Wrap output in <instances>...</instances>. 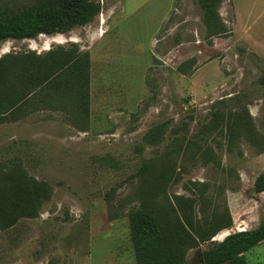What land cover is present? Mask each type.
<instances>
[{
  "label": "rangeland",
  "instance_id": "1",
  "mask_svg": "<svg viewBox=\"0 0 264 264\" xmlns=\"http://www.w3.org/2000/svg\"><path fill=\"white\" fill-rule=\"evenodd\" d=\"M100 2L85 27L0 43V58L76 45L91 59L87 118L41 103L45 93L16 121H0V166L19 162L53 190L37 218L0 230V264H137L129 216L148 187L146 162L152 177L173 168L157 201L195 199L198 218L200 207L230 210L234 226L212 242L264 221V192L254 190L264 174V0H222L229 33L217 37L199 0ZM221 100L224 137L202 134ZM158 125L162 142L146 145ZM211 245L190 250L187 264H202ZM247 257L257 264V248Z\"/></svg>",
  "mask_w": 264,
  "mask_h": 264
},
{
  "label": "trees",
  "instance_id": "2",
  "mask_svg": "<svg viewBox=\"0 0 264 264\" xmlns=\"http://www.w3.org/2000/svg\"><path fill=\"white\" fill-rule=\"evenodd\" d=\"M199 1L209 35H227L229 29L219 13L222 0ZM101 10L100 0H0V42L64 35L93 22ZM72 47L59 46L43 55L33 51L8 53L0 58V121H16L23 113L32 111L39 101L37 98L45 93L48 96L41 103L51 102L60 109L72 105L79 115L89 116L90 55L76 49V45ZM225 104L221 100L213 106L202 134L224 137ZM186 127L182 125L183 130ZM164 131L163 125L150 129L144 137L145 144H160ZM152 168L153 164L146 162L139 171L148 187L141 189L140 207L129 216L136 263L187 264L190 250L211 243L201 253L202 264H248L245 254L264 242V221L255 229L235 232L221 242H212L221 231L234 226L230 210L226 207L206 216L200 207L203 216L198 218L194 212L195 199L183 202L182 197L175 196L172 202L166 198L168 205L157 201L173 168H163L154 177ZM254 190L264 192V174L255 180ZM52 193L48 182L29 176L19 162L0 166V230L12 229L21 219L37 218Z\"/></svg>",
  "mask_w": 264,
  "mask_h": 264
},
{
  "label": "crops",
  "instance_id": "3",
  "mask_svg": "<svg viewBox=\"0 0 264 264\" xmlns=\"http://www.w3.org/2000/svg\"><path fill=\"white\" fill-rule=\"evenodd\" d=\"M102 11V10H101ZM97 18V17H96ZM95 18V19H96ZM94 19V20H95ZM93 20V21H94ZM92 23V22H91ZM105 33V32H104ZM60 34H57V35H53V36H56V37H58ZM42 36V35H41ZM52 37V36H51ZM10 41V40H9ZM6 42H8V41H6ZM0 43H2V42H0ZM5 51H7L6 50V46L4 45V46H2L1 47V50H0V52L1 53H6ZM8 54V53H7ZM5 55V54H4ZM90 61H91V59H90ZM257 254H258V259H257V264H264V242H262V243H260L257 247ZM255 249V248H254ZM252 251V250H251ZM250 251V252H251ZM249 253V252H248ZM248 253H246L245 254V257H246V260H247V263L249 264V261H248V257H247V254Z\"/></svg>",
  "mask_w": 264,
  "mask_h": 264
},
{
  "label": "water",
  "instance_id": "4",
  "mask_svg": "<svg viewBox=\"0 0 264 264\" xmlns=\"http://www.w3.org/2000/svg\"><path fill=\"white\" fill-rule=\"evenodd\" d=\"M235 232H236V231H234V230L232 229V230H231V233H229L227 236H229L230 234H233V233H235ZM227 236H226V237H227ZM226 237H225V238H226ZM201 262H202V260H201Z\"/></svg>",
  "mask_w": 264,
  "mask_h": 264
}]
</instances>
